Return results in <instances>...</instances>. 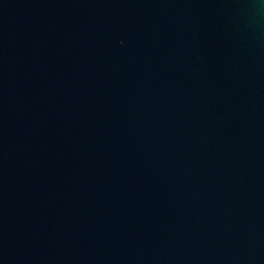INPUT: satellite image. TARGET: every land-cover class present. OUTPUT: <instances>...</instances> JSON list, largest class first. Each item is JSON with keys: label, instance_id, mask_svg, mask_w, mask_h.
Masks as SVG:
<instances>
[{"label": "water", "instance_id": "1", "mask_svg": "<svg viewBox=\"0 0 264 264\" xmlns=\"http://www.w3.org/2000/svg\"><path fill=\"white\" fill-rule=\"evenodd\" d=\"M0 264H264V0H0Z\"/></svg>", "mask_w": 264, "mask_h": 264}]
</instances>
